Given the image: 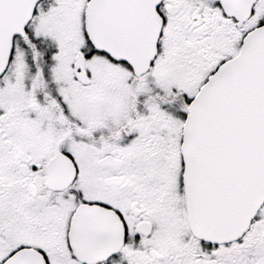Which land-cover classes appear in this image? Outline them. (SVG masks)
Listing matches in <instances>:
<instances>
[{
	"label": "snow or ice",
	"instance_id": "snow-or-ice-1",
	"mask_svg": "<svg viewBox=\"0 0 264 264\" xmlns=\"http://www.w3.org/2000/svg\"><path fill=\"white\" fill-rule=\"evenodd\" d=\"M0 264H264V0H0Z\"/></svg>",
	"mask_w": 264,
	"mask_h": 264
}]
</instances>
